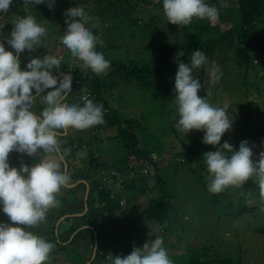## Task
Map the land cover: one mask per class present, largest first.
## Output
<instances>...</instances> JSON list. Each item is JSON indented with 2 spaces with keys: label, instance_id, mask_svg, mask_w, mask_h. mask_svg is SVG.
<instances>
[{
  "label": "rangeland",
  "instance_id": "1",
  "mask_svg": "<svg viewBox=\"0 0 264 264\" xmlns=\"http://www.w3.org/2000/svg\"><path fill=\"white\" fill-rule=\"evenodd\" d=\"M115 3L117 8L109 7L107 1L99 3L97 0H83L75 6L76 9L84 11L86 15L92 13L93 19H97L96 23L100 26L99 41L104 48V54L110 61L109 68L112 70L117 64L124 66L132 60L137 61L138 64L155 63L158 48L165 40L170 42L190 41L197 38L200 43L206 39L209 40L214 37L215 33L220 34L235 24L238 10L237 0H224L222 16L218 17L214 24H209V28L205 30L202 27L187 25L190 28L185 31L187 26L167 24L168 22L161 11L160 0H126ZM22 4L29 7L27 1H23ZM64 5L65 8L69 7L66 6L67 4ZM98 6L108 7L106 15L102 19L93 10V7L97 8ZM124 10L128 13L126 16ZM16 12V6L12 5V16H15ZM120 12L123 13V16L119 14ZM51 13L53 14L51 20H54L56 25L51 28L50 33H46L45 44L40 56L62 54L64 50L60 44L63 32L62 35L59 33L62 31L60 24L64 20L65 11L62 5L56 4ZM158 15L161 18L159 21L166 23L163 26L164 29L168 28L175 36L167 37L168 33H162V36L156 33L153 25L157 24L158 20H154V22L152 20ZM99 20H102L100 25ZM236 28L239 27L236 26ZM45 29L47 31V28ZM51 50H53V54ZM250 53L253 55L252 67L255 66L254 70L246 68L244 61H239L234 48L227 47L223 55L225 54V57L228 58L225 61L226 65L234 66L231 70L222 64L219 58H213L214 60L210 61L211 58L206 56L209 58V63L200 70L199 76L198 73L196 76L202 85L198 90L199 96L205 95V98L213 105L227 104L230 107L229 112L235 111L234 124L229 131L233 138L230 144L233 145L234 150L242 139H246L250 146L255 145L252 147V158L257 159L258 153L264 150L261 146V141H264V82L261 78L264 73V58L253 51ZM189 56L190 54L179 59L187 62ZM175 57L172 58L173 61L169 57L162 65L160 73L150 78L155 84L143 87L134 79L127 82L123 79L117 80V76L115 78L111 75L102 89V94L108 98L110 105L116 107L122 116H131L138 121L140 128L135 133L137 141L130 139L128 147L131 146L130 148L139 152L146 150L149 152V156H137L135 152H131L129 163L130 166L143 163L149 175L142 180L135 181L138 186L135 191H132L131 187L126 189V186L124 189H120L119 184L114 187V195L116 193L124 194L123 196L128 195L124 200L117 199L120 205L119 209L106 213L105 209L95 202L97 210L101 212L105 217L104 220L108 223L107 231L99 233L100 236H103V240L101 237L98 238L99 246L102 244L98 249L108 256L110 253L126 255L133 246H141L146 240L154 239V235H150L149 232L155 230V235L162 237L163 246L167 249L172 264H198L195 261L196 254L204 256V263L213 260L210 264H264V232H256L251 229V226L254 225L264 227V194L261 193L257 183L250 177L241 186H228L220 193L207 192L204 190L203 183L207 181L208 175L203 179L196 177V171L201 170L199 164H196V159L191 163L193 170L190 168V164L186 163L185 153L190 138L197 135L199 130H190L183 136L174 127L177 115L176 104L174 97H169L167 93H173L174 74L177 68ZM211 65L218 66L222 72L219 82L215 84L209 82L207 68ZM221 66L223 67L221 68ZM163 81L166 82L165 86L169 87L167 92L164 90L165 86H157V83ZM78 101V95L72 89L63 103L71 104L78 103ZM246 101L249 102L247 106H245ZM74 130L81 133L79 139H83L91 133L96 135V143L88 141L86 144L96 145L99 161H105V164L113 160L114 158L111 157H114L117 152L125 150L121 146L123 142H120L119 137L115 136V127L105 130L95 129L94 132H90L89 128ZM224 139V137L221 138V142H224ZM88 151V148H84L83 153ZM93 152L96 154L95 150ZM14 154L18 153L14 150L11 151L8 160ZM35 160L32 159V161ZM88 164L89 162L84 163L83 166L88 168ZM114 168L116 167L112 165L111 169ZM201 172L204 173V170ZM105 173L106 171L100 168L94 173L93 178L99 179H96L99 181V188H103L102 177ZM158 177H161L160 180ZM130 179L131 175L128 176L127 181L129 182ZM163 193H168L170 196L167 205L168 224L162 225L154 220H142L140 211L147 206L148 200ZM59 195L57 197L58 206L49 209L45 221L35 229L28 231L38 235L41 227L51 225L48 216L50 213L64 212L67 214L71 206L76 203L82 204V198L73 199V201H71L72 199L62 200ZM122 195L120 198H124ZM240 205L243 207L242 213L239 212L238 215L229 217L227 213L238 211ZM78 214L76 212L68 213L73 216ZM94 218L98 217L94 216ZM62 220L63 218H60L57 224L64 223ZM160 229L161 232H159ZM163 232L166 233L164 237ZM95 241L94 236L93 246ZM106 242L107 244H105ZM89 245L91 244L89 243ZM90 254L91 249L87 251L84 258H89ZM108 256L107 263H109ZM64 258V252L60 251L49 257L47 264H57L59 259ZM87 260L89 262V259Z\"/></svg>",
  "mask_w": 264,
  "mask_h": 264
},
{
  "label": "clouds",
  "instance_id": "2",
  "mask_svg": "<svg viewBox=\"0 0 264 264\" xmlns=\"http://www.w3.org/2000/svg\"><path fill=\"white\" fill-rule=\"evenodd\" d=\"M70 1L28 0V3L32 6L44 3L50 10L54 4L62 5L65 11V28L60 40L61 46L74 60L80 62V68L90 69L96 75L107 74L110 61L97 50L99 37L87 26L91 17L80 9L67 11L64 4ZM160 2L166 21L178 26L185 27L193 19H206L210 24H214L219 17L218 8L206 0ZM11 4L16 6L17 12L15 16L5 18L4 12H7ZM0 13V20L8 21L11 18L12 24L5 42H0V212L7 218V223L0 221V264H46L55 247L54 243L28 230L35 229L44 222L49 209L58 206L57 197L64 186L72 189L79 181L84 182L86 201L88 180L77 179L68 183L74 180L68 170L75 164L82 166L89 162V157L86 156L89 152L83 153L84 148L93 149L96 153V145L86 144L90 141V134L79 139L81 133L74 129L83 130L104 123L103 105L94 103L95 94L85 91L83 87L80 94H77L78 103H63L72 91V77L61 73V54H53V50L51 53L54 57L51 54L30 56L21 67L20 53L26 50L30 53L39 45L43 48L44 37L50 32L46 31L34 16L27 14L30 13L29 7L18 4L17 0H0ZM4 24L5 22L0 23V31ZM5 43L9 47H6ZM181 56H184L182 49L177 51L175 57L177 68L172 91L177 118L174 127L183 136L190 130H202V143L215 147V150L206 151L202 155L208 172L207 190L220 193L228 186H241L251 177L264 194V150L258 153L257 159H253L252 147L255 145L250 146L246 139H242L235 150L227 141L220 143L222 135L233 127L235 111L229 112V105H213L205 95H198L202 85L196 74L209 63L204 52L199 48L192 50L187 62L180 60ZM207 72L210 84L219 82L222 72L218 66H208ZM53 74L55 77H63L59 83ZM37 98L42 106L40 111L36 110ZM94 131L95 129L92 132ZM72 134L78 138L81 145H72L67 155L69 149L61 148V137ZM94 142L96 143V140ZM261 146L264 148V141H261ZM13 150L31 160L36 158L37 164L26 167L21 162L19 167L11 166L8 156ZM74 156L76 158H73ZM120 169L123 178L120 187L122 189L128 177L124 175L122 166ZM111 170L106 171L104 175H109ZM131 171L134 170H130L128 176ZM114 187L115 185H111L106 188L114 191ZM75 192L77 193H72L75 198L82 194L80 187ZM109 197H115L113 192ZM62 200L68 199L66 197ZM99 204L103 205V202ZM84 207L85 211L86 202ZM80 228L81 226L78 227ZM149 234L154 235V239L146 240L141 246H133L126 255L105 254L109 264H172L168 251L163 246L162 237L155 235V230H150ZM162 234L163 237L166 235L164 232ZM71 236L67 241L71 240ZM94 236L96 254L97 233ZM92 253L93 248L89 263L94 259L90 260Z\"/></svg>",
  "mask_w": 264,
  "mask_h": 264
},
{
  "label": "trees",
  "instance_id": "3",
  "mask_svg": "<svg viewBox=\"0 0 264 264\" xmlns=\"http://www.w3.org/2000/svg\"><path fill=\"white\" fill-rule=\"evenodd\" d=\"M23 1L28 0H17L18 4H22ZM56 1V0H55ZM73 1V2H72ZM83 0H71L69 3H67V11L70 9H75L76 5L81 3ZM99 3H102L104 1H107L109 3V7L111 8H117L114 4V2H122L126 0H97ZM207 3L214 5L215 7L218 8L219 10V17L222 16L221 11L224 10V0H206ZM29 10L30 14L35 17L36 21L43 25L45 28H47V31L50 32L51 28L55 26L54 20H51L53 18L52 9L50 10L44 3L41 4H34L33 6L29 4ZM56 5V4H54ZM63 7V6H62ZM108 7H100L98 6L97 8L93 7V10L98 16L102 19L106 15ZM237 12H236V22L235 24H232L230 27H228L226 30H224L222 33H215L214 37L211 39H206L203 42H199L197 38H194L193 40L190 41H163L159 48H158V53H157V59L155 63L153 64H148L146 62L143 63H137V61H130L124 66H121V64H117L116 67L112 70L108 68L107 74H102V75H96L91 72V70H86L82 69L79 67L80 62L74 60L73 58L70 57V55L67 53L66 50H63L61 54V62L63 63L61 65V73L62 74H67L72 77V85H71V90L74 89L76 94H80L81 88L83 87L85 91H91V93L95 94V102L97 104L103 105V118H104V123L102 124H97L94 126L89 127L91 132L98 128V129H107L109 127H115L116 128V133L115 136L118 138L120 142H123V145L121 146L125 149L124 152H117L116 155H114L113 160L108 161L105 164V161L102 162L101 160L99 161L98 154L93 155V149H90L88 152V157H89V164L88 168L85 166H80L78 164H75L72 166L70 171L68 170L69 175L73 177L74 180H70L68 183L74 182L77 179H86L88 180L87 183L89 184L88 188V193H87V198L86 201H82L84 198V193H85V183L82 181H79L77 186L75 188H68L64 186L61 189L60 196L62 199H65V196H67V199H81L82 204H74L71 206V209L68 213L70 212H83V214H79L76 216L73 215H67L66 217L63 218L62 225L61 224H56V222L59 220V218L64 215L65 213H60V214H49L48 216L50 217V223L51 225L41 227L39 230L38 235L42 236L43 238L50 240L54 243L55 247L50 253L51 257L52 255L54 256L60 251H63L68 254V256H71L73 253L72 249H69L68 246L71 244H74L80 237H85L91 244L90 249L92 252L93 248V243H94V233H97V243H98V248L99 247V241L98 238H100L99 233L104 231H107V221L104 220L105 217L102 216L101 212L97 210L95 202L102 203L103 209H105L106 213L110 211H114L120 208V205L118 204V198L121 197V193H116L114 198H110L109 195L111 192H113V189H108V188H99V181H96V177L93 178L94 173L96 170L99 168L104 171L111 170L112 165L116 167L119 172L121 173L120 167L122 166V169H124V175L128 177L129 171L134 170V175L131 176V179L126 181L122 187V189L125 188H133L132 191H135L138 186L135 183L136 180H142L145 178V176L149 175V172L147 171L146 173H143L140 171V165H131L130 166V159H129V154L136 153L137 156L143 155V157H148L149 152L146 150L143 151H134L132 148L128 147V143L130 142L129 140L133 139L134 141H137L135 138L136 136V131L139 130L140 126L138 124V121L131 117V116H122L118 109L116 107H113L110 105L108 98L102 94V89L104 86L107 84V79L111 75H113L115 78L117 76V80L123 79L127 82L132 81L133 79L143 87H148L150 84H155L150 80L151 77L156 76L157 74L160 73L161 67L168 60V58H171V61H173V57L176 56V53L178 50H183L184 51V56H181L179 58L183 59L186 57V55L191 54V51L199 48L204 54L208 57H210V61L214 60L213 58H219L222 61V64H225L227 57H225V54L223 55L224 51H226L227 47H232L235 49L236 55L239 59L240 62L244 61L245 67L251 70L255 69L252 67V58L253 55L250 53L251 51L255 52L257 55L261 56L264 58V0H237ZM92 10V11H93ZM162 11V10H161ZM62 13V10L60 11ZM2 13H0L1 15ZM92 14V13H91ZM89 14L88 16L91 17L89 24L87 25L95 35L99 37L100 33V26L97 25V19H93V17ZM119 14L123 13L120 12ZM125 16L128 14L127 11L124 10ZM26 15V14H24ZM11 19V18H10ZM8 19V21L5 22L4 26L2 27L0 33H3V35H0V42H5V38L9 35L10 30L12 28V24ZM158 20L157 24H154V30H156V33L162 36V33L167 34V37H173L175 36L168 28L164 29V25H166L165 21L160 22L161 20L160 16H156L152 20ZM102 20H99V25ZM169 24V23H167ZM209 22L206 19H193V21L188 25V26H195L197 28H209ZM149 25V24H148ZM152 25V24H151ZM62 27V31L59 33L61 34L64 31V20L60 24ZM186 27L185 31L187 28ZM236 26L239 28L237 29ZM9 27V28H7ZM168 27V26H167ZM7 28L6 30H4ZM61 29V28H60ZM162 29V30H161ZM164 29V30H163ZM159 30V31H158ZM182 34V31H181ZM62 35V34H61ZM166 37V38H167ZM6 47H9L5 43ZM97 50L102 52L104 57L107 59L106 55L104 54L103 51V46L102 43L99 41L97 44ZM42 45H39L36 47V49L32 52H28L27 50L25 52L20 53L21 57V62L20 66L23 67L25 62L30 56L34 55H39L40 56V51H41ZM54 57V56H52ZM209 60V58H208ZM230 61V60H229ZM228 63V62H227ZM227 67L231 68L234 67L233 65L227 64ZM223 66H221L222 68ZM200 71L198 72L199 76ZM54 78L58 80L62 77H55ZM245 75V74H244ZM246 76V75H245ZM261 78L263 79L264 82V73L262 74ZM246 80V77H245ZM166 82H161L157 83V86H165ZM166 92L169 91V87L165 86L164 89ZM169 97H174V92H168ZM39 98H37V111L42 110V106L39 105L38 103ZM248 101H246V105H248ZM79 104H81L79 102ZM177 118V115H176ZM203 135V131L199 130L197 135H193L190 138V142L187 146V152L186 157L187 161L186 163L190 164V168L193 170L194 168L191 167V163L193 162L194 159H196V164H199V167L201 170H204V173L201 172V170L196 171V177L199 179L206 178V175H208L206 165L203 160V153L206 151L210 150H215V147L209 144H204L202 143L201 137ZM231 134L229 131H226L221 138H225L224 141H227L231 143L233 141V138L230 136ZM122 137V140H121ZM229 138V139H228ZM96 140V135L90 134V141L94 142ZM61 148H68L69 151L67 155L70 153V149L72 145H75L76 147H79L81 144L78 143V138L75 137L74 134L69 135L68 137L63 136L61 137ZM220 143H222L220 141ZM158 144V143H157ZM159 145V144H158ZM130 148V149H129ZM161 148V147H160ZM162 149V148H161ZM67 155L65 158H67ZM73 158H76L75 156ZM23 163L26 167H32L33 165H36L37 162L35 163L28 157L23 156V154H14L13 157L9 160V163L11 166H16L19 167L20 163ZM83 171H82V169ZM196 168V167H195ZM85 170V172H84ZM88 170V172H87ZM91 174H90V172ZM193 174L195 172L193 171ZM161 178V177H160ZM158 177V179L160 180ZM198 179V180H199ZM163 182V180H162ZM82 190V194L79 198H75V196L72 193H77L75 190L79 188ZM204 190L209 192L207 190V181H204L203 183ZM125 189V190H126ZM73 190V191H72ZM68 194V195H66ZM71 194V195H69ZM124 195V194H123ZM124 199L128 197L123 196ZM169 194L168 193H163L160 196L156 198H150L148 200L147 206L142 208L140 211V218L142 220H154L157 221L158 223L164 225L165 223L168 224L167 222V216H168V202H169ZM216 198V196H215ZM84 202H86V210L84 211ZM240 204V203H239ZM254 205V204H253ZM243 207L240 205L239 210L236 212H231L229 211L227 214L229 217L234 216L235 214L242 213ZM72 210V211H71ZM94 216L97 218L95 219ZM92 219L91 223L90 220ZM0 221H4L7 223V218L5 215L0 212ZM83 223H88L92 224L91 226H86L82 229H77L78 227L81 226ZM251 229L256 232H264V227H260L259 225H254L251 226ZM75 232V233H74ZM74 233V234H73ZM70 241H67L70 239ZM91 236V238H90ZM103 240V237H101ZM102 245V244H101ZM100 245V246H101ZM97 248L96 254L94 259L89 263V264H109L106 262V257L105 253H102L99 251ZM204 255V254H203ZM193 257V256H192ZM204 256H199L196 254L195 261L198 264H210L212 261H208L207 263H204L205 259L203 258ZM55 260V258H53ZM52 260V262H53ZM49 261V260H48ZM46 262V264L48 263Z\"/></svg>",
  "mask_w": 264,
  "mask_h": 264
},
{
  "label": "crops",
  "instance_id": "4",
  "mask_svg": "<svg viewBox=\"0 0 264 264\" xmlns=\"http://www.w3.org/2000/svg\"><path fill=\"white\" fill-rule=\"evenodd\" d=\"M6 15H5V18L8 17V16H12V4L9 6V9L7 10V12H4ZM1 23H3L5 20H0ZM77 213V212H76ZM62 225V224H61ZM91 226V224H88V223H83L81 224V228H84V226ZM100 233H103V232H100ZM94 235H96V233H94ZM100 237H103V236H100ZM105 239V238H104ZM90 241V239H89ZM87 240V238H83V237H80L74 244L70 245L68 248L69 249H72L73 250V253L71 256H68V254L66 253V251L64 252V259H59L57 261V264H89L88 260L90 258H87L86 259L84 258L87 251H89L90 249V245L89 242ZM107 244V242L105 243ZM101 248V246H99ZM106 254V253H105ZM66 255V256H65ZM107 262V260H106Z\"/></svg>",
  "mask_w": 264,
  "mask_h": 264
},
{
  "label": "built area",
  "instance_id": "5",
  "mask_svg": "<svg viewBox=\"0 0 264 264\" xmlns=\"http://www.w3.org/2000/svg\"><path fill=\"white\" fill-rule=\"evenodd\" d=\"M59 57H61V55H59ZM71 57V56H70ZM72 58V57H71ZM140 171L143 172V173H146L147 170H146V167L142 164L141 165V168H140ZM134 174V171H131L130 172V175H133ZM122 174L117 170V169H112L109 173V175H104L103 176V185L102 187L103 188H110L111 185H122Z\"/></svg>",
  "mask_w": 264,
  "mask_h": 264
},
{
  "label": "water",
  "instance_id": "6",
  "mask_svg": "<svg viewBox=\"0 0 264 264\" xmlns=\"http://www.w3.org/2000/svg\"><path fill=\"white\" fill-rule=\"evenodd\" d=\"M95 250H96V241H95V244H94V247H93V253H92V256H91V259L92 260L95 256Z\"/></svg>",
  "mask_w": 264,
  "mask_h": 264
}]
</instances>
